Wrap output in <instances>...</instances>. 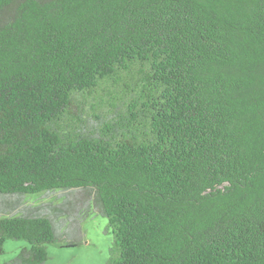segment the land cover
I'll return each mask as SVG.
<instances>
[{"label":"trees","instance_id":"trees-1","mask_svg":"<svg viewBox=\"0 0 264 264\" xmlns=\"http://www.w3.org/2000/svg\"><path fill=\"white\" fill-rule=\"evenodd\" d=\"M93 214L106 264H264V0H0V264Z\"/></svg>","mask_w":264,"mask_h":264},{"label":"rangeland","instance_id":"rangeland-1","mask_svg":"<svg viewBox=\"0 0 264 264\" xmlns=\"http://www.w3.org/2000/svg\"><path fill=\"white\" fill-rule=\"evenodd\" d=\"M27 200L38 203L44 199L40 194H31ZM83 229L85 240L77 246L47 244L49 261L54 264H106L113 241L108 218L101 214L90 215L84 220ZM29 246L30 243L24 239H7L4 243V251L0 253V261L12 260L23 247Z\"/></svg>","mask_w":264,"mask_h":264}]
</instances>
